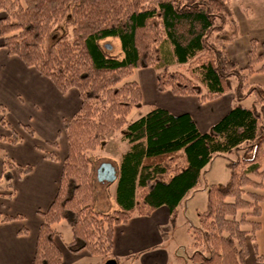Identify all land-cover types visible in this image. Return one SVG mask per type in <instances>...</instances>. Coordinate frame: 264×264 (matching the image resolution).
I'll list each match as a JSON object with an SVG mask.
<instances>
[{"label": "trees", "instance_id": "16d2710c", "mask_svg": "<svg viewBox=\"0 0 264 264\" xmlns=\"http://www.w3.org/2000/svg\"><path fill=\"white\" fill-rule=\"evenodd\" d=\"M0 12L1 46L7 53L35 68L61 93L75 88L80 100L77 112L62 119L66 152L55 195L38 211L42 221L30 264H62L53 229L61 220L72 232L64 243L67 250L106 258L116 225L160 206L173 218L204 167L228 152L236 153L228 163L229 179L208 186L205 208L197 212L199 223L190 233L189 258L194 264H245L249 256L264 261L257 252L259 222L252 220L264 202V84L242 91L248 74L264 70V41L257 52L258 41L250 40L248 71L243 72L227 52L239 35L230 0H0ZM63 23L70 31L53 36L54 26ZM109 37L119 40L121 56L101 44ZM146 67L155 70L157 90L195 96L201 103L226 93L234 78L237 100L253 94L259 107L233 102L205 131L189 112L173 114L159 105L130 119L142 91L128 77ZM0 123L8 125L1 103ZM123 126L127 148L117 166L118 207L101 212L95 209L89 154ZM7 140L15 143L20 137L12 131ZM48 143L57 147L56 140ZM38 147L45 157L57 159L55 152ZM2 161L0 194L14 177L33 168L7 154ZM15 217L0 214V221Z\"/></svg>", "mask_w": 264, "mask_h": 264}, {"label": "crops", "instance_id": "0c3cea01", "mask_svg": "<svg viewBox=\"0 0 264 264\" xmlns=\"http://www.w3.org/2000/svg\"><path fill=\"white\" fill-rule=\"evenodd\" d=\"M238 22L239 35L228 44L227 52L235 61L239 62V60L245 59L243 62H246L250 40L264 41V30L256 37L244 30L242 32L240 21ZM154 76L155 73L152 71V80L155 78ZM151 87L154 92L167 96L164 101H154L153 105L164 107L173 114L189 112L198 128L202 130L187 104L190 102L197 106V104L202 105L203 102H199L195 96H178L168 90L159 91L156 88L155 79L151 81ZM141 91L143 99L142 88ZM230 97L232 98L233 95ZM0 103L4 105L5 111L7 110L5 115L9 122L13 121L11 114L14 112L16 119H19V125L26 124L32 129V133H29L22 127L26 132L25 135L23 133L22 136L18 135L20 140L11 143L12 145L23 144L26 155L11 151L8 152L9 155L13 157V160L33 165V168L22 177H14L10 188L3 190V194H0V203L6 202L3 208L0 207V214L12 217L22 216L0 221V264H30L35 251L38 227L42 221L38 211L45 210L55 195L62 159L66 152V137L62 129V119L69 118L77 112L80 100L75 88H69L66 92L61 93L51 80L40 74L35 68L25 65L19 57L8 54L6 49L1 46L0 39ZM9 107L12 109V113H9ZM4 128L0 123V141L8 142L7 139L10 135L5 134ZM37 129L45 135L44 141L35 137ZM49 132H57V135L60 136V140L55 139L57 147L48 143V141H52L48 135ZM38 146L46 151L57 153V159L45 157L44 152ZM60 147L62 155L58 153ZM2 156L0 155V174L3 164ZM112 206L113 208L118 207L115 198ZM169 219H171L169 210L164 206L156 208L149 215L133 213L127 222L114 227L112 249L106 258H100L103 261L106 260L105 263L108 260H113L115 264H119V257L135 258L139 264H163L168 253L156 247L160 242L158 239L159 228L165 225ZM62 221L53 225L55 239L61 249L62 264H73L76 258L90 254L84 250L77 253L67 250L65 242L60 237ZM69 230L71 232L70 227ZM71 238L72 232L70 233ZM150 247L155 250L146 254L145 249ZM171 258L175 260L172 263L176 264L192 262L189 254L184 255L178 251L172 254ZM245 264H264V261H257L253 256H249Z\"/></svg>", "mask_w": 264, "mask_h": 264}, {"label": "rangeland", "instance_id": "374dc122", "mask_svg": "<svg viewBox=\"0 0 264 264\" xmlns=\"http://www.w3.org/2000/svg\"><path fill=\"white\" fill-rule=\"evenodd\" d=\"M231 9L238 21H240V26L242 32H247L248 34H253L258 36L264 30V0H230ZM3 13L0 12V16ZM70 27L66 24L56 25L53 28V36L60 33L70 31ZM244 30V31H243ZM241 35V33H240ZM244 36V35H242ZM101 44L109 49V52L114 55L121 56L120 44L117 38H106L101 41ZM256 51L261 50L260 42L256 44ZM245 59L239 60V66L242 71L247 73L248 68L246 66ZM260 64H257L258 67ZM175 69V66L170 67V70ZM180 69V68H179ZM155 70L151 67L146 68H135L133 73L128 77L129 80H136L144 94L141 104L138 108L131 111L128 118L135 119L143 114H145L150 107L153 105L154 101H164L167 97L166 94L156 93L151 87V74ZM153 78V77H152ZM246 83L247 87L243 86L242 91L246 92L251 88V86H258L264 84V70L254 71L247 76ZM242 84H244L242 82ZM236 85L237 80L232 78L231 88L218 100L203 102L202 105L195 106L188 102L187 106H190L194 117L196 118L200 128L206 130L210 125L215 122L226 110L232 105L233 102L239 101L244 106L255 105L259 107L254 101L255 97L253 94H247L243 96L240 100L236 98ZM230 95H233L231 98ZM167 101V100H166ZM182 103V102H181ZM9 113H12V109L9 107ZM7 114V110L5 111ZM12 115V122L8 121L7 127L4 128L6 135H10L14 131L17 135H25L23 126L19 123V119ZM33 121V117L31 119ZM125 131L124 126L111 135L107 143L103 146L98 147L95 151L89 154L91 160V168L94 172V191H95V209L101 212H109L113 208L112 203L114 202V191L116 187V180H108L106 183L102 184L96 180V169L99 164L103 161H109L113 165L118 166L119 157L123 151L126 150L127 144L123 139V132ZM49 137L52 140H60V136L57 132H49ZM37 139L42 141L45 140V135L37 129V134L35 136ZM26 138L24 139V142ZM25 146L23 144L12 145L9 142L0 141V155L7 154L8 152H16L25 154ZM61 147L58 151L62 155ZM57 154V153H56ZM26 155V154H25ZM236 157L235 152H228L215 155L211 161L204 167L198 185L192 189L187 196L180 203L178 210L173 218L169 219L168 222L159 228L158 239L160 240L156 248L162 249L168 253L167 259L163 264H176L172 263V254L175 252H180L181 254H190L192 249L191 245V231L195 226H198V216L197 211H201L205 208L207 200V190L210 184H225L229 179V165L228 163ZM13 158V157H11ZM17 163H28V162H18ZM117 164V165H116ZM13 189V188H12ZM6 205L0 203V207L3 208ZM115 207V206H114ZM166 207V206H164ZM252 220L259 222V228L256 232V242H257V252L258 254H264V202L261 203V209L259 215L252 217ZM62 228L60 231V237L63 242L70 239V224L67 220L62 221ZM155 250L153 247L145 249L146 254L152 253ZM68 261V260H67ZM106 260H102L100 256H80L73 261V264H104ZM119 264H139L135 258L130 259L126 257H119ZM188 264H194L189 262Z\"/></svg>", "mask_w": 264, "mask_h": 264}, {"label": "water", "instance_id": "95a60500", "mask_svg": "<svg viewBox=\"0 0 264 264\" xmlns=\"http://www.w3.org/2000/svg\"><path fill=\"white\" fill-rule=\"evenodd\" d=\"M117 167L109 161H103L96 169V180L99 183H106L108 180H116ZM105 264H115L113 260H108Z\"/></svg>", "mask_w": 264, "mask_h": 264}]
</instances>
